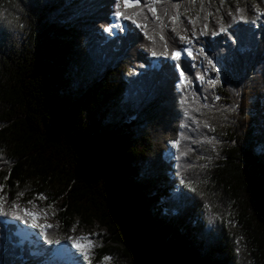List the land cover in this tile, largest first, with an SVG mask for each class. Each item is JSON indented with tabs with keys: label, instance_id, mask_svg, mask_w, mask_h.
Here are the masks:
<instances>
[{
	"label": "trees",
	"instance_id": "16d2710c",
	"mask_svg": "<svg viewBox=\"0 0 264 264\" xmlns=\"http://www.w3.org/2000/svg\"><path fill=\"white\" fill-rule=\"evenodd\" d=\"M0 197V264H264V0H0Z\"/></svg>",
	"mask_w": 264,
	"mask_h": 264
},
{
	"label": "rangeland",
	"instance_id": "374dc122",
	"mask_svg": "<svg viewBox=\"0 0 264 264\" xmlns=\"http://www.w3.org/2000/svg\"><path fill=\"white\" fill-rule=\"evenodd\" d=\"M126 7H130L136 3V0H123ZM123 23L121 19L116 18L113 23L114 32L116 30H122ZM183 51L180 56L190 57L192 53V47L190 41L184 42ZM173 158L168 154V159ZM1 204V197H0ZM29 223L25 225L21 223L16 234L22 241H31L29 238V232H34L41 224L47 223L51 225H58L59 222L54 218L55 213L45 207L43 201L39 205H32L29 207ZM106 232L103 228H100L96 223L91 226L73 225L70 229L68 236L62 239L61 242L54 245L53 251L50 255L48 262L45 264H59L65 261L66 264H74L71 259L70 252L81 251L85 256H89L96 248L100 247L103 242V236ZM103 264H111L108 258L104 259Z\"/></svg>",
	"mask_w": 264,
	"mask_h": 264
}]
</instances>
